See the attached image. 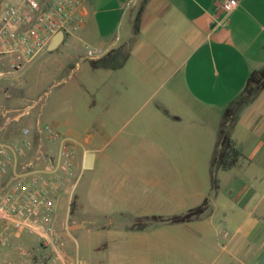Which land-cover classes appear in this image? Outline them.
Masks as SVG:
<instances>
[{
  "label": "crops",
  "instance_id": "0c3cea01",
  "mask_svg": "<svg viewBox=\"0 0 264 264\" xmlns=\"http://www.w3.org/2000/svg\"><path fill=\"white\" fill-rule=\"evenodd\" d=\"M224 1L134 0L129 4L134 10L123 35L118 28L120 17L113 15L117 8L99 9L98 0H85L80 9L85 22L66 34L54 49L67 45L79 58L68 75L53 81L54 87L64 85L62 92L53 97V89L36 97L34 92L26 95L25 88L12 80L19 76L18 70H0V156L9 154L15 159L2 183L8 184L13 174L26 168L41 170L58 181L54 226L63 241L46 245L35 234L14 233L10 244L0 245V264H27L28 258L36 264L39 256L54 253L59 255L55 264H103L101 260L75 263L68 253L62 226L64 200L68 199L71 209L73 190L86 173H91V178L83 193L96 195L95 210L122 216L133 214L129 198L136 187L134 174L152 171L153 157L160 158L164 171L210 170L225 109L243 91L252 72L264 67V0H239L229 13L222 8ZM4 2L0 0V8ZM143 3L139 31L135 33V19ZM121 44L131 46L122 67L91 65V59ZM49 46L27 61L42 57ZM88 48L96 50L97 57H88ZM7 59L0 56V68L7 63L13 67L15 59ZM76 68L82 71L78 87L71 84ZM75 90L81 97L78 106L72 100ZM31 99L34 102L27 104ZM37 107L38 112L31 113ZM137 108L144 110L138 122L144 126L150 124L152 115H158V132L134 127ZM47 126L56 128L75 148L71 174L60 166L62 140L50 141ZM231 135L241 152L229 169L236 173L237 182L226 195L215 193L211 212L176 223L190 228L197 222L200 235L219 232L222 239L226 237L225 242H219L221 250L236 257L237 253L247 252L251 247L248 238L261 229L260 220L253 218L252 209H247L251 192L261 186L257 184L264 178V88L239 111ZM136 138L142 142L132 150L129 147ZM14 144L20 146V152H14ZM89 153L91 166L86 167ZM229 170L217 168L215 172ZM242 188L246 194L236 199ZM104 205L118 207L104 209ZM217 213L226 225L222 229L214 223ZM113 222L111 219V225L100 227L110 228ZM80 226L74 225L75 229ZM71 227L65 220L68 232ZM262 251L263 246H258L256 255ZM263 262L264 251L254 263Z\"/></svg>",
  "mask_w": 264,
  "mask_h": 264
},
{
  "label": "rangeland",
  "instance_id": "374dc122",
  "mask_svg": "<svg viewBox=\"0 0 264 264\" xmlns=\"http://www.w3.org/2000/svg\"><path fill=\"white\" fill-rule=\"evenodd\" d=\"M133 1L98 0L97 8H117L113 15L116 19L120 17L118 28L120 27V32L124 35L134 10L129 7ZM2 58H8L9 61L17 59L16 56L11 55H3ZM77 60L79 58H76L75 51L63 45L59 49L46 51L34 62L29 63L25 58H20L17 59V65L10 67V63H7L0 70L4 72L18 70L19 76L12 80L14 84L25 88L26 95L29 94L28 92H34L36 97L44 91L53 89V97L62 92L63 89L60 88L64 86L54 87L56 85L53 81L68 75L72 67L77 65ZM78 68L73 72L75 77L71 83L76 84L77 87L82 74ZM75 91L72 93V100L78 106L81 97L79 90ZM34 99L26 103H33ZM38 110L37 107L30 111L36 113ZM143 111L136 109L134 127L137 129L146 127V130H150L153 134L158 132L157 128L161 125L157 114L152 115L150 124L146 123L144 126L138 123L144 117ZM141 142L142 139L136 138L129 148L138 149ZM151 163L154 166L152 171L134 174L136 187L134 194L129 198V207L133 214L128 215L119 216L96 211L93 205L97 200L96 195L89 196L83 193V189L90 181L91 173L79 177L72 193L71 209H68L69 202L66 198L61 208L62 226L67 238L66 247L75 263L101 260L103 264H255L254 262L264 251V196L261 197L264 193V178L257 184L261 186H257V189L251 192L253 197L249 198L247 209V212L252 209L253 218L260 220L261 229L257 235L248 238L251 247L248 246L247 252L237 253L236 257H233L221 250V244L226 239L224 235L223 239L221 234L215 231L200 235L197 222L190 225V228L176 222L173 224L165 222L155 227L148 224L144 231L134 228V224L141 218L139 216H143L138 215V212L146 216L173 217L201 205L206 199L208 209L205 214L211 212V200L215 193L226 195L237 182L238 178H235L234 170L215 172L218 167H213L211 161L209 171L201 169L196 172H171L161 169L158 157H153ZM242 194H246L245 188H242L235 198H241ZM103 207L112 209L118 206ZM140 207L141 210L138 211ZM111 219L114 222L110 228L100 227L105 224L111 225ZM213 219L218 228L226 227L220 214ZM65 220L72 226L69 232L65 228ZM76 223L81 225L79 229H75ZM230 231L234 232L233 229ZM258 246L259 248L263 246V251L256 255ZM252 251L253 253H249ZM27 264L34 263L28 258Z\"/></svg>",
  "mask_w": 264,
  "mask_h": 264
},
{
  "label": "built area",
  "instance_id": "2783aa9c",
  "mask_svg": "<svg viewBox=\"0 0 264 264\" xmlns=\"http://www.w3.org/2000/svg\"><path fill=\"white\" fill-rule=\"evenodd\" d=\"M85 0H9L0 8V56L31 60L43 52L59 32L65 35L76 31L85 17L80 9ZM239 0H225L222 8L231 12ZM98 52L87 49V56L95 58ZM15 59L14 65H17ZM48 139H61L59 162L65 173L71 174L76 150L71 142L53 126H47ZM29 130L26 129L25 133ZM24 145L30 146L28 141ZM15 153L20 146H12ZM13 156H0V245L10 244L11 235L27 231L41 238L43 244L56 245L63 241L55 231L54 216L58 197V181L45 172L26 168L13 174L3 185V176L14 163ZM62 184V181L60 182ZM56 253L39 256L36 264H55Z\"/></svg>",
  "mask_w": 264,
  "mask_h": 264
},
{
  "label": "trees",
  "instance_id": "16d2710c",
  "mask_svg": "<svg viewBox=\"0 0 264 264\" xmlns=\"http://www.w3.org/2000/svg\"><path fill=\"white\" fill-rule=\"evenodd\" d=\"M144 3L140 7L135 19V33H138L141 22V11ZM131 46L129 44H121L105 53L99 58L91 59V65L94 68H111L116 69L122 67L130 56ZM264 88V67L255 70L247 80L243 91L227 106L221 119L218 139L212 157V166L221 168L222 170L231 169L238 161L241 152L236 145V140L232 137L231 131L237 122L239 111L254 96ZM73 202L71 203V206ZM208 200L206 199L201 205L189 209L187 212L175 215L173 217L163 216H143L134 224L136 229H144L148 224L156 225L165 222H185L198 218L207 211Z\"/></svg>",
  "mask_w": 264,
  "mask_h": 264
},
{
  "label": "water",
  "instance_id": "95a60500",
  "mask_svg": "<svg viewBox=\"0 0 264 264\" xmlns=\"http://www.w3.org/2000/svg\"><path fill=\"white\" fill-rule=\"evenodd\" d=\"M65 38V33L62 31V32H59L57 33L54 38H53V41L51 42L50 46H49V50H54L55 48L58 47V45L64 40ZM91 154H87V157H86V162H85V166L86 167H90L91 166Z\"/></svg>",
  "mask_w": 264,
  "mask_h": 264
}]
</instances>
